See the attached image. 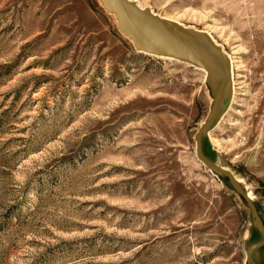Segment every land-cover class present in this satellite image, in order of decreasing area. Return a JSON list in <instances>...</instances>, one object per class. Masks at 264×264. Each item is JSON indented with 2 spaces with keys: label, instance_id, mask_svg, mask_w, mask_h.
<instances>
[{
  "label": "rangeland",
  "instance_id": "374dc122",
  "mask_svg": "<svg viewBox=\"0 0 264 264\" xmlns=\"http://www.w3.org/2000/svg\"><path fill=\"white\" fill-rule=\"evenodd\" d=\"M219 98L264 225V0H0V264H264Z\"/></svg>",
  "mask_w": 264,
  "mask_h": 264
},
{
  "label": "water",
  "instance_id": "95a60500",
  "mask_svg": "<svg viewBox=\"0 0 264 264\" xmlns=\"http://www.w3.org/2000/svg\"><path fill=\"white\" fill-rule=\"evenodd\" d=\"M219 100L220 98L218 99L217 103H216V106L213 110V113L209 119V121L203 126L201 127L199 130H198V133H197V137H196V140H197V153L200 157V159L202 160L203 163H205L209 168H211L212 170L216 171L217 173H220L222 175H225L229 180L230 182L232 183V185L238 190V192L240 193V195L249 203V205L251 206L252 208V211H253V215H254V219L255 221L258 223V225L260 226V228L262 229V231L264 232V225L262 223V221L260 220L259 216H258V213L253 205V203L251 202V200L249 199L248 195L245 194L242 190H240L238 188V184H237V181L235 179V177L230 173L228 172L227 170L225 169H222L221 167H218L217 165L213 164L211 161H209L204 155L203 153L201 152V149H200V142H199V134H200V131L211 121V119L214 117L216 111H217V108H218V104H219ZM249 252V250H248Z\"/></svg>",
  "mask_w": 264,
  "mask_h": 264
}]
</instances>
